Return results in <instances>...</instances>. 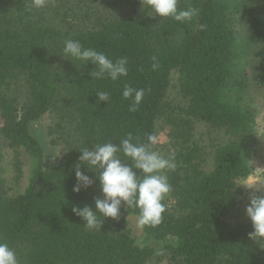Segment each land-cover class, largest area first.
Instances as JSON below:
<instances>
[{
	"label": "trees",
	"instance_id": "16d2710c",
	"mask_svg": "<svg viewBox=\"0 0 264 264\" xmlns=\"http://www.w3.org/2000/svg\"><path fill=\"white\" fill-rule=\"evenodd\" d=\"M30 4L0 0V237L20 264H264V243L249 239L245 214L249 198L264 192L242 184L260 145V93L264 115V0H179L180 9H200L192 23L161 19L146 0ZM67 39L113 60L126 56L128 76L92 80L91 64L64 56ZM125 85L150 89L135 112ZM98 89L110 102H98ZM37 125L55 150L49 162ZM128 133L138 143L163 136L153 150L177 162L163 221L142 230V245L127 221L138 209L122 204L119 219L104 218L99 231L72 212L95 211L102 198L86 162L80 171L92 185L72 191L79 149L118 146Z\"/></svg>",
	"mask_w": 264,
	"mask_h": 264
},
{
	"label": "clouds",
	"instance_id": "9594fccd",
	"mask_svg": "<svg viewBox=\"0 0 264 264\" xmlns=\"http://www.w3.org/2000/svg\"><path fill=\"white\" fill-rule=\"evenodd\" d=\"M49 2L50 0H31L29 7L39 10L46 8ZM146 2L153 14L161 19L170 18L180 23H192L199 17V8L189 6L180 9L179 0H146ZM197 27L198 30L204 31L206 24L201 23ZM63 54L71 60L84 62V65L91 64L93 67L89 75L92 80L109 78L117 81L119 78L127 77L129 73V60L126 56L113 60L102 51L85 47L76 39L64 41ZM151 60V68L156 71L160 64L155 56ZM149 91L150 89L124 86L122 97L131 100L130 112L138 110ZM96 97L98 102L102 101L106 104L110 102V93L107 91L98 89ZM157 143H159L158 135H149L146 143H138L133 142L132 134L128 133L126 138L119 141L118 146L109 141L95 144L91 151L88 147L79 149L81 155L79 163L75 166L77 183L72 191L79 193L92 185V179L80 171V165L86 162L98 173L97 179L102 194V198L94 199L95 211L89 205L72 208V212L81 218L86 229L99 231L104 218L119 219L122 204L126 208L138 209L137 228L141 231L145 227L154 228L162 223L163 214L167 211L164 199L172 191L167 173L176 170L177 162L174 153L165 156L153 150V146ZM122 157L128 158L131 163L126 162ZM247 187L264 192V181L254 182ZM245 214L253 228L248 234L249 239L264 243V195L251 196ZM0 264H20L16 251L2 237H0Z\"/></svg>",
	"mask_w": 264,
	"mask_h": 264
},
{
	"label": "rangeland",
	"instance_id": "374dc122",
	"mask_svg": "<svg viewBox=\"0 0 264 264\" xmlns=\"http://www.w3.org/2000/svg\"><path fill=\"white\" fill-rule=\"evenodd\" d=\"M258 103H259V117L257 119V136L259 139V149L257 152V156L254 158V172L253 175L244 181L243 187L247 189H254L248 188L254 182L264 181V115H263V105H262V94H258L257 96ZM34 136L40 141L43 150H44V159L45 161L49 162L55 156V150L49 145L48 140L46 139L45 135L42 133L41 126L37 125L33 131ZM165 142V138L163 136L159 137V144H163ZM24 161V178L22 181V187L26 184L27 176L29 173V163L28 159L23 156ZM6 166V165H5ZM128 226L132 232V237L135 239L136 243L142 245L144 244V234L141 230L137 228V218L134 216L127 217ZM155 248V252L159 253L158 255H164L161 247L156 243H149Z\"/></svg>",
	"mask_w": 264,
	"mask_h": 264
}]
</instances>
